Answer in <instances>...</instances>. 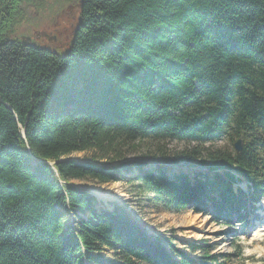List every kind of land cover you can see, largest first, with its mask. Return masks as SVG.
<instances>
[{"label":"trees","instance_id":"trees-1","mask_svg":"<svg viewBox=\"0 0 264 264\" xmlns=\"http://www.w3.org/2000/svg\"><path fill=\"white\" fill-rule=\"evenodd\" d=\"M32 2L0 0V264H235L237 247L179 250L72 181L126 178L165 210L244 220L264 196V0H82L61 55L8 38ZM224 135L241 151H207ZM172 140L193 146L171 165L207 173L126 160Z\"/></svg>","mask_w":264,"mask_h":264},{"label":"rangeland","instance_id":"rangeland-1","mask_svg":"<svg viewBox=\"0 0 264 264\" xmlns=\"http://www.w3.org/2000/svg\"><path fill=\"white\" fill-rule=\"evenodd\" d=\"M77 5L78 0L77 2L76 0H34L32 3H25L22 5L17 20L13 23H16L11 30L13 34H10L8 38L29 41L37 46H48L61 55L69 47L71 25L72 28L75 26L78 15ZM42 33L48 36L53 35L54 39L48 41L46 35ZM234 143L235 141L232 142L224 135L214 143L204 144V147H207V151L213 149L223 151L232 149L234 151ZM192 146L193 144L186 145L175 140L166 141L159 145H156V142L143 141L136 152L127 155L126 160L132 161L134 158H139L136 156L145 153L153 154L156 155L155 158H151V156L147 158L149 164L153 165L152 160L159 163L156 164L158 166L171 167L173 170L193 176L196 172H206V170L196 169L195 167L201 166L193 164V166L189 164L186 167L185 163L179 161L177 162L178 165H171V161L174 160L173 155L176 156L177 152L184 148L190 149ZM157 147L164 150L168 155L165 158L159 157ZM202 155L205 156L206 153L203 151ZM90 156L89 151H82L74 152L68 157L83 161L89 160ZM100 163L106 164L107 162L101 159ZM72 182L79 191L83 190L96 196L98 203H101L100 208L120 207L130 215L133 224L138 226L137 222L132 219L133 217L139 222L141 228L138 227L148 236L156 237L159 235L164 239L172 240V243L179 250H185V243L190 240H206L213 244L217 252H231L235 247L240 246L243 255L235 260V264H264L263 222L255 223L252 221L250 225L249 223L247 225L221 223L211 213L210 207H205L200 212L191 209L182 212L168 211L156 206L150 194L144 193L136 187V181L129 182L126 178L109 183H98L91 180H73ZM256 211L262 219L264 207ZM70 221H72L71 216L68 217V222ZM163 243L166 246L165 240ZM112 252L108 248H104L101 255L107 259H114ZM185 252L187 251L185 250Z\"/></svg>","mask_w":264,"mask_h":264},{"label":"water","instance_id":"water-1","mask_svg":"<svg viewBox=\"0 0 264 264\" xmlns=\"http://www.w3.org/2000/svg\"><path fill=\"white\" fill-rule=\"evenodd\" d=\"M78 4H79V7H81L82 6V0H78ZM46 49H48L49 47L47 46V47H45ZM23 135H24V131H23ZM234 150L236 151V152H239V151H241V149H242V143H241V140L240 139H238V140H236L235 141V143H234ZM49 164H51V163H49ZM156 164H159V163H156ZM117 164H113L112 166H116ZM173 167V166H172ZM80 191H83V190H80ZM83 192H85V191H83ZM85 193H88V194H90L91 196H94L93 194H91V193H89V192H85ZM95 198H97L96 196H94ZM99 198H100V196H98ZM99 205H101V203H98ZM130 216V215H129ZM133 220H135L137 223H138V225H139V222L133 217L132 218Z\"/></svg>","mask_w":264,"mask_h":264},{"label":"flooded vegetation","instance_id":"flooded-vegetation-1","mask_svg":"<svg viewBox=\"0 0 264 264\" xmlns=\"http://www.w3.org/2000/svg\"><path fill=\"white\" fill-rule=\"evenodd\" d=\"M76 2H77V0H76ZM67 7H69V6H67ZM77 7H78V10H79V4L77 5ZM77 16H76V19H77ZM74 29H75V26L72 28V25H71V29H70V33L71 34L70 35L73 34ZM42 34L46 35L45 33H42ZM45 37H46V40H48V41H51L50 39H54V36L53 35L52 36L46 35Z\"/></svg>","mask_w":264,"mask_h":264},{"label":"bare ground","instance_id":"bare-ground-1","mask_svg":"<svg viewBox=\"0 0 264 264\" xmlns=\"http://www.w3.org/2000/svg\"><path fill=\"white\" fill-rule=\"evenodd\" d=\"M54 5V4H53ZM61 11V10H60Z\"/></svg>","mask_w":264,"mask_h":264}]
</instances>
